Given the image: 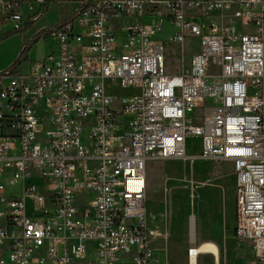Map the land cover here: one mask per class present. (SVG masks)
<instances>
[{
	"label": "built area",
	"instance_id": "built-area-1",
	"mask_svg": "<svg viewBox=\"0 0 264 264\" xmlns=\"http://www.w3.org/2000/svg\"><path fill=\"white\" fill-rule=\"evenodd\" d=\"M53 1L0 0V32L34 37ZM67 19L58 49L0 71V264H152L148 167L191 138L233 165L234 236L264 264V0H79Z\"/></svg>",
	"mask_w": 264,
	"mask_h": 264
},
{
	"label": "rangeland",
	"instance_id": "rangeland-1",
	"mask_svg": "<svg viewBox=\"0 0 264 264\" xmlns=\"http://www.w3.org/2000/svg\"><path fill=\"white\" fill-rule=\"evenodd\" d=\"M78 3L79 0H54L44 17L38 21L37 27L41 28L46 24L50 26L68 18ZM24 13H29L27 7L24 8ZM229 16L227 14L223 19L225 25H230ZM221 18L219 13H215L211 20L220 21ZM153 20L152 17H148L145 22L152 23ZM209 20L206 19L207 22ZM233 26L242 28V23L236 21ZM175 31L176 27L171 24V19L166 17L164 32L159 33L153 39L165 42ZM34 37L14 32L11 25L4 27L0 32V70L18 61L23 40L28 39L30 42ZM189 43L190 51H194L198 48L199 40L191 39ZM56 49L58 45L54 39L40 38L29 51L28 58L35 61ZM165 54L167 70L170 72L178 70L179 57L174 47L169 46ZM19 64L23 69H27L29 65L28 61L24 60ZM112 92L127 95L131 91L117 88ZM200 142V138L188 140L189 157L153 161L148 167V220L158 233L155 240L157 258L154 264H190L186 253L187 248L197 244L201 239L212 240L220 245L225 264H245L247 248L239 244L236 238L234 239L233 232V165L221 159L198 157ZM20 188L21 183L15 187L17 191ZM203 193L205 195L202 198ZM28 211L32 212L30 203ZM192 214L197 216L194 226L189 218L190 215L191 219L194 218ZM126 261L128 262L129 259ZM199 264H215V258L212 255H202Z\"/></svg>",
	"mask_w": 264,
	"mask_h": 264
},
{
	"label": "bare ground",
	"instance_id": "bare-ground-1",
	"mask_svg": "<svg viewBox=\"0 0 264 264\" xmlns=\"http://www.w3.org/2000/svg\"><path fill=\"white\" fill-rule=\"evenodd\" d=\"M181 159H184V158H181ZM193 220L194 218L191 219L192 222ZM186 253L189 257L188 259H189L190 264H199L200 256L206 255L208 253L212 254L215 257V260H217L219 264L222 258V249L220 245L217 242L212 241V240H201L197 244L188 246Z\"/></svg>",
	"mask_w": 264,
	"mask_h": 264
},
{
	"label": "crops",
	"instance_id": "crops-1",
	"mask_svg": "<svg viewBox=\"0 0 264 264\" xmlns=\"http://www.w3.org/2000/svg\"><path fill=\"white\" fill-rule=\"evenodd\" d=\"M121 21H125V19H119V21H117V19H112L111 21H110V25H111V27L113 28V29H115V31H117V34H119V25H120V22ZM55 22H57V20L55 21ZM172 24V23H171ZM46 26H48V24H46L45 26H42L40 29H42L43 27H46ZM172 35V34H171ZM170 35V36H171ZM170 36L168 37V39L170 38ZM174 51L176 52L177 50L174 48ZM198 51V48L197 49H195L194 51H193V53H196ZM176 54H177V52H176ZM178 55V54H177ZM189 56H190V54H189ZM179 57V56H178ZM11 65V63L10 64H8L6 67H4V68H2V70H4V69H6V68H8L9 66ZM1 71V70H0ZM168 72L169 73H172V74H176V73H178L179 72V68H178V70H176V71H173V72H170L169 70H168ZM232 179L234 180L233 182V184H234V200H233V205H232V207H233V216H234V225H233V232H234V230H235V183H236V177H235V174H234V176H232ZM202 195V198H203V196L205 195V193H203V194H201ZM147 212H148V209H147ZM192 216H194V220H193V226H194V222L196 221V215L195 214H192ZM189 218H190V221H191V215L189 216ZM174 221H175V216H174V219H173V226H174ZM222 223H223V219H222ZM149 224H150V222H149ZM150 226L153 228V230L154 231H156V228L152 225V224H150ZM194 235H195V230H194ZM234 239H235V236H234ZM202 240V239H201ZM236 240V239H235ZM154 247H155V243H154ZM206 255H212V254H206ZM155 256H156V258H157V255H156V250H155ZM213 256V255H212ZM214 257V256H213ZM215 258V257H214ZM156 260V259H155ZM152 264H154V262L152 263ZM215 264H219L218 263V261L217 260H215ZM220 264H225V258L224 257H222L221 258V261H220Z\"/></svg>",
	"mask_w": 264,
	"mask_h": 264
},
{
	"label": "trees",
	"instance_id": "trees-1",
	"mask_svg": "<svg viewBox=\"0 0 264 264\" xmlns=\"http://www.w3.org/2000/svg\"><path fill=\"white\" fill-rule=\"evenodd\" d=\"M67 20H68L67 18L64 20H60V22H58L56 24H52V25L48 26L46 29H44L41 32H39L38 34H36L34 39L32 41L28 42L26 47L21 50L18 61H15L12 65L9 66V68L16 67L17 65H19V63L26 58L27 54L32 49L33 45H35L39 41L40 38H43V37L46 38L52 30L59 27L60 24L64 23Z\"/></svg>",
	"mask_w": 264,
	"mask_h": 264
}]
</instances>
